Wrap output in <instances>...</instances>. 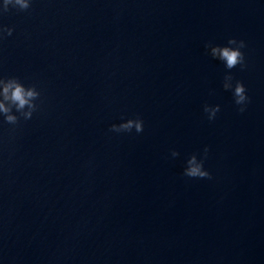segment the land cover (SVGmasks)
I'll return each instance as SVG.
<instances>
[{"label": "water", "instance_id": "95a60500", "mask_svg": "<svg viewBox=\"0 0 264 264\" xmlns=\"http://www.w3.org/2000/svg\"><path fill=\"white\" fill-rule=\"evenodd\" d=\"M3 26L0 78L40 96L0 114V264H264V0H31ZM231 38L244 68L206 47Z\"/></svg>", "mask_w": 264, "mask_h": 264}, {"label": "clouds", "instance_id": "9594fccd", "mask_svg": "<svg viewBox=\"0 0 264 264\" xmlns=\"http://www.w3.org/2000/svg\"><path fill=\"white\" fill-rule=\"evenodd\" d=\"M30 7L31 0H3L2 5H0V15L9 12L10 8L26 11ZM13 31L14 29L11 27H0V39H2L4 35L11 36ZM245 46L243 40L238 41L235 38L228 40V46L206 45V47L210 49L211 56L223 61L226 68L229 70L235 68L237 65H240L241 68L246 67L244 54L241 51ZM232 80V75L230 73L226 74L223 87L225 90H232L235 103L241 106L239 111L244 112L245 106L249 101V97L246 95V88L240 81H236L233 86ZM39 96L40 92L37 91L35 86L26 87L16 77L0 78V114L4 116L5 122L9 124L15 125L19 121V117L13 113V108H15V111L25 120L31 119L33 112L37 110L38 106L35 101ZM204 111L208 114V119L212 120L220 111V106L205 105ZM133 128L137 133L143 132V120L139 117L135 119H127L120 124H112L110 131L116 133L131 132ZM207 152L208 149L205 148L204 158H206ZM171 155L172 157H176L179 153L173 150ZM184 175L190 178L211 179V174L204 168V160L198 159L195 154L187 160Z\"/></svg>", "mask_w": 264, "mask_h": 264}]
</instances>
